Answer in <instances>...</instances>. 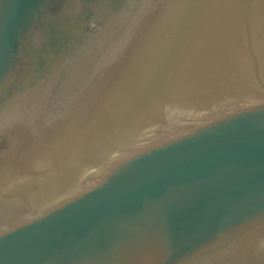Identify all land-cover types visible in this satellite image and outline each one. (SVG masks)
Segmentation results:
<instances>
[{
    "label": "water",
    "instance_id": "water-1",
    "mask_svg": "<svg viewBox=\"0 0 264 264\" xmlns=\"http://www.w3.org/2000/svg\"><path fill=\"white\" fill-rule=\"evenodd\" d=\"M0 264H264V0H0Z\"/></svg>",
    "mask_w": 264,
    "mask_h": 264
}]
</instances>
